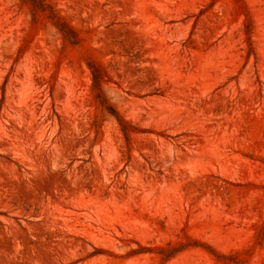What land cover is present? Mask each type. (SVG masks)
<instances>
[{"label":"rangeland","instance_id":"rangeland-1","mask_svg":"<svg viewBox=\"0 0 264 264\" xmlns=\"http://www.w3.org/2000/svg\"><path fill=\"white\" fill-rule=\"evenodd\" d=\"M0 264H264V0H0Z\"/></svg>","mask_w":264,"mask_h":264},{"label":"trees","instance_id":"trees-1","mask_svg":"<svg viewBox=\"0 0 264 264\" xmlns=\"http://www.w3.org/2000/svg\"><path fill=\"white\" fill-rule=\"evenodd\" d=\"M109 109H110L111 113H116V112H114V110L112 108H109ZM121 124H122V122H121ZM124 131L126 132L125 128H124Z\"/></svg>","mask_w":264,"mask_h":264}]
</instances>
